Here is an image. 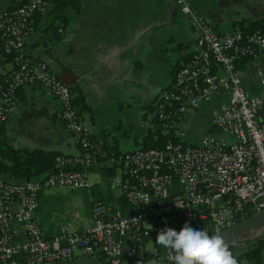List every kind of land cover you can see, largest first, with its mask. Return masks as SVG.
<instances>
[{
    "label": "built area",
    "instance_id": "2783aa9c",
    "mask_svg": "<svg viewBox=\"0 0 264 264\" xmlns=\"http://www.w3.org/2000/svg\"><path fill=\"white\" fill-rule=\"evenodd\" d=\"M173 1L185 8L197 33L193 51L155 102L162 132L173 130L177 139L112 158L122 175L111 177L108 188L121 190L128 212L97 199L91 222L60 221L51 239L44 237L38 216L40 194L90 187L91 168L105 153L84 130L70 87L53 66L24 50L35 16L46 14L51 0H19L0 11V54L12 65L0 86V128L17 107L18 88L38 84L60 103L59 116L81 149L77 155H55L43 175L21 182L0 176V264L19 258L24 264H67L76 251L107 264H172L167 249L147 250L145 241L177 223L212 234L264 209V119L258 117L264 79L261 93L249 94L237 68L242 58L264 57V33L217 31L187 0ZM215 99L212 124L231 140L207 133L197 145L182 141L185 132L177 123L183 114Z\"/></svg>",
    "mask_w": 264,
    "mask_h": 264
},
{
    "label": "crops",
    "instance_id": "0c3cea01",
    "mask_svg": "<svg viewBox=\"0 0 264 264\" xmlns=\"http://www.w3.org/2000/svg\"><path fill=\"white\" fill-rule=\"evenodd\" d=\"M16 1L0 0V11ZM187 4L194 13L204 15L217 31L241 30V26L247 28L250 22L264 18V0H187ZM65 17L66 23H53L47 13L35 16L34 29L24 47L27 56L48 62L70 89H78L87 108H76L91 138L118 152L155 141V102L171 84L174 71L186 61L196 42L197 33L185 8L173 0H78L77 9L67 7ZM11 68L10 58L0 54V86ZM237 68L246 91L260 94L264 57L242 58ZM16 101V109L0 128V141L57 154L81 153L77 139L59 116L60 103L40 85L18 88ZM217 106L215 99L187 110L177 123L185 132L182 141L187 142L185 137L195 126L223 138L212 124ZM258 117L264 119V107ZM114 161H101L91 168V186L96 185L102 200H110L128 212L121 190H109L108 181L102 182L95 170L101 165L112 166ZM117 175H122L119 165L113 177ZM6 179L21 182L12 177ZM74 190L82 193L85 203L78 218L68 220L91 222L93 199L89 197V187ZM173 228L179 232L182 225L177 223ZM250 235L253 237L249 238ZM157 236L145 241V249L163 251L156 243ZM240 239L245 241L228 244L238 264H264V225L251 229ZM252 249L255 254L250 258ZM81 256L76 251L74 258ZM92 261L107 264L102 257ZM14 264L24 262L19 258Z\"/></svg>",
    "mask_w": 264,
    "mask_h": 264
},
{
    "label": "trees",
    "instance_id": "16d2710c",
    "mask_svg": "<svg viewBox=\"0 0 264 264\" xmlns=\"http://www.w3.org/2000/svg\"><path fill=\"white\" fill-rule=\"evenodd\" d=\"M17 0L15 3H18ZM73 7L77 9L78 0H51V8L47 12L48 20L50 22H55L61 20L66 23L65 10L67 7ZM242 21L240 24L242 25ZM254 30H259L264 33V18L250 22L247 28L241 26L242 32H250ZM4 55V54H3ZM6 56V55H5ZM10 58V57H9ZM74 93V103L78 106V111L87 108L80 92H77V88L71 89ZM76 92V93H75ZM155 133L157 139L155 141L147 142L144 147H160L163 145L165 139L170 138L176 140L177 137L174 135L173 130L163 133V125L156 119ZM102 151L105 153L104 156H98V162L105 161L108 159H115L122 152L115 151L112 147H107L101 145ZM55 155L54 151H47L42 149H28V148H18L6 142L0 141V176L2 177H12L16 180H25L37 177L47 173L53 166V160ZM112 166L101 165L95 168L101 176L102 182L106 183L113 175L116 173L117 163L116 161L111 163ZM96 185L89 187V197L93 201L101 199L99 196L100 192ZM74 195L65 196L61 193L53 192L50 194L41 193L38 200V216L40 219V224L46 239L53 238L58 233V223L60 221L68 220L60 211L57 210L63 208V206L71 199ZM255 254L254 249L249 253L250 258H253ZM60 264V263H56ZM257 264V263H256Z\"/></svg>",
    "mask_w": 264,
    "mask_h": 264
},
{
    "label": "clouds",
    "instance_id": "9594fccd",
    "mask_svg": "<svg viewBox=\"0 0 264 264\" xmlns=\"http://www.w3.org/2000/svg\"><path fill=\"white\" fill-rule=\"evenodd\" d=\"M156 243L168 250L172 264H238L219 229L209 234L185 223L179 232L171 227L162 229Z\"/></svg>",
    "mask_w": 264,
    "mask_h": 264
},
{
    "label": "rangeland",
    "instance_id": "374dc122",
    "mask_svg": "<svg viewBox=\"0 0 264 264\" xmlns=\"http://www.w3.org/2000/svg\"><path fill=\"white\" fill-rule=\"evenodd\" d=\"M207 133V131L204 130L203 127L195 126L192 127L191 132L185 137L187 139V142L190 144H199L202 137ZM225 140L229 141L231 138L226 134L220 132L219 133ZM189 141V142H188ZM104 186V185H103ZM52 192L61 193L62 195L69 196L74 195L73 198H71L64 206L63 208H59L57 210L60 211L62 216H64L67 219H77L80 211L84 208V198L81 192L78 190H71V189H57L53 190Z\"/></svg>",
    "mask_w": 264,
    "mask_h": 264
},
{
    "label": "water",
    "instance_id": "95a60500",
    "mask_svg": "<svg viewBox=\"0 0 264 264\" xmlns=\"http://www.w3.org/2000/svg\"><path fill=\"white\" fill-rule=\"evenodd\" d=\"M261 225H264V209L260 211L259 213L239 222L235 225H232L230 227H227L225 229L220 230V234L223 236L227 244L243 240L240 239L242 235L250 231L251 229L257 228ZM215 234V233H212ZM67 264H97L92 259H90L87 256H81L78 258L73 259Z\"/></svg>",
    "mask_w": 264,
    "mask_h": 264
}]
</instances>
